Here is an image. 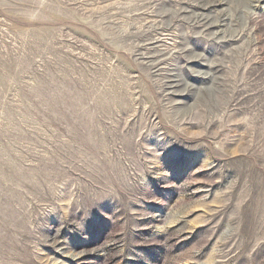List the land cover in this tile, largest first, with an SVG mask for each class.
I'll list each match as a JSON object with an SVG mask.
<instances>
[{
    "label": "rangeland",
    "instance_id": "1",
    "mask_svg": "<svg viewBox=\"0 0 264 264\" xmlns=\"http://www.w3.org/2000/svg\"><path fill=\"white\" fill-rule=\"evenodd\" d=\"M0 264H264V0H0Z\"/></svg>",
    "mask_w": 264,
    "mask_h": 264
}]
</instances>
